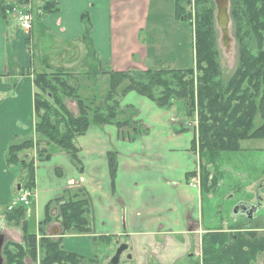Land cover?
<instances>
[{
  "label": "crops",
  "instance_id": "1",
  "mask_svg": "<svg viewBox=\"0 0 264 264\" xmlns=\"http://www.w3.org/2000/svg\"><path fill=\"white\" fill-rule=\"evenodd\" d=\"M50 2L57 5V11L42 14L43 6ZM5 3L30 11L37 25L33 21L27 32L17 27L13 15L5 18L0 13L3 212L15 202L12 192L18 184L16 174L6 162L8 148L14 139L35 134V73L45 71L47 66L74 72L82 68L83 73L157 68L158 52L164 51L169 62L170 53L180 51V47L173 48L163 37L165 23L159 20L165 15L171 18L167 26L176 35L182 27V20L175 14V0H5ZM156 15L159 20L152 24V16ZM144 33L147 36L142 39ZM129 102L128 106L137 111L141 126L148 128L147 133L133 136L131 128L122 129L115 123L91 125L77 139V161L66 152H55L48 159L37 161L28 218L35 221L34 233L39 234V224L47 217V205L53 203L56 213V201L69 190L82 187L90 198L95 236L120 239L124 251L134 252L136 264H178L181 259L194 256L195 245L198 252L202 250L206 233L203 193L196 175H191L200 165L194 150V134L181 122H175L176 113L171 107L159 106L137 92H133ZM111 154L116 158L115 174L110 168ZM244 196L235 201L226 224L242 225L261 237L264 190H248ZM240 203L250 204L252 213H236L235 207ZM61 231L55 222L47 227L50 236ZM124 238H129L130 243L123 244ZM63 246L68 252L95 256L88 235H67ZM257 262L264 264V253H260Z\"/></svg>",
  "mask_w": 264,
  "mask_h": 264
},
{
  "label": "trees",
  "instance_id": "2",
  "mask_svg": "<svg viewBox=\"0 0 264 264\" xmlns=\"http://www.w3.org/2000/svg\"><path fill=\"white\" fill-rule=\"evenodd\" d=\"M191 0H187L190 4ZM230 18L234 37L238 43L239 59L230 77L221 66L220 30L216 22V5L213 0H196L195 15L187 14L184 0H175V14L188 21L194 32V66L185 69H153L85 73L89 82L105 78L108 90L98 104L97 98L85 99L80 92L78 73L63 67L47 66L35 73V134L14 139L6 153L10 168L20 167L22 180L15 187L35 190V163L48 159L55 152H66L77 161V139L91 125L115 123L120 128H131L132 135L147 133L148 128L134 119L137 111L125 115L120 106V95L137 92L154 100L159 106L171 107L182 100L187 116L198 112L201 157L215 162L222 152L238 151L240 141L263 139L264 124L254 129L257 114L264 119V0H229ZM14 6L0 0V13L5 18ZM55 3H47L42 14L57 11ZM66 99L74 100L79 108L76 115ZM128 109L129 107L126 106ZM121 115L124 117L121 118ZM34 152V155L30 152ZM116 158L110 155V168L116 171ZM201 184L208 185L209 174L200 161ZM193 172L191 175H195ZM207 185V187H206ZM210 187V190H208ZM203 195V196H204ZM17 200L3 212L6 224L19 229L23 241L5 244V264H27V259L39 264H86L85 255L68 252L63 246L64 237L71 234L89 235L95 241L90 198L84 188L69 190L56 201L57 212L52 214L53 203L47 205V217L39 224V234L29 232L28 207ZM61 227L60 236L47 234L51 223ZM235 230V232H231ZM100 241L110 237L98 236ZM264 253V235L246 231L242 225L206 228L203 236V264H258ZM199 264V263H198Z\"/></svg>",
  "mask_w": 264,
  "mask_h": 264
},
{
  "label": "rangeland",
  "instance_id": "3",
  "mask_svg": "<svg viewBox=\"0 0 264 264\" xmlns=\"http://www.w3.org/2000/svg\"><path fill=\"white\" fill-rule=\"evenodd\" d=\"M195 1L196 0H191L189 4L187 3V0H184L186 12L187 14H192V20L194 19L195 15ZM170 5L172 7V3ZM164 6H167V4L165 3ZM164 11L168 12V9L164 8ZM154 17L155 16H152L151 19L152 24L156 23L157 20H159L157 19L158 15H156L155 18ZM159 21L160 23H165L164 27L166 28V30L163 37L168 39L170 43L169 45L173 48L180 47V51L178 49L172 51L169 55V62L167 60L168 57L165 56L164 51L158 52L159 59L156 62L157 68L153 67V69H169L174 65H176L174 66L176 69H185L193 67L195 61V49L194 32L191 24L188 21H181V32L176 35V33L172 31L171 27L167 26L169 22L172 21L171 18L165 15V17H162V19H160ZM34 25H37V19L34 20ZM146 36V33L142 34V39H144ZM230 37V50H227V48L223 44L222 34L220 31L219 42L221 48V66L226 77H230L236 70L239 59L238 43L236 41V38L234 37V32L231 24ZM83 71L85 70L81 68L78 69V72H76L78 73L77 76H79L80 78V92L82 94V97H84L85 99H91L93 96H95L97 98L96 102L99 104L102 101L101 99L105 96L106 91L108 90L107 81L105 80V78H103L97 83L89 82L85 79V73H83ZM92 71L95 72L96 70ZM99 72L105 71L99 70ZM133 92H129L124 96H119L120 106L122 107L121 109L123 110L125 108V115L127 116L133 113L134 110L131 106H128V104L130 103L129 101H131V96ZM66 103L72 112H74L76 115L79 113V108L74 100L66 99ZM126 106H128L129 108L127 109ZM171 109L174 110V112L176 113V115L174 116L175 122H181L185 129H188L193 132L195 155H197L199 162L201 161L203 164H205L206 171L209 174L207 182L208 185H213V189L211 192H209L207 195H204L203 193L205 220L204 228L206 227L213 229L219 226H223L224 230L230 228V226L233 225H230L228 227L226 223L229 217L231 216V208L234 205L235 201L243 199L245 197L244 195L246 194V192H248V190H264V138L242 140L240 141L238 151L222 152L218 155L215 162H211L210 158L201 157V143L199 135L200 120L198 117V112H196L191 117L187 116L186 105L182 100L175 101L173 105H171ZM122 117L124 116L121 115V118ZM135 118L136 119L134 120L141 122L137 119V117ZM263 124L264 119L259 113L256 115L254 120V129L259 128ZM32 153L33 152H30V154ZM10 169L16 174L17 180L20 183V181L22 180V170L20 169V167ZM196 178L199 183V186L201 187V190H206V188H204V185L201 184V170L200 172L197 171ZM75 185L76 184L72 186ZM208 190H210V187ZM12 196L14 201H16L18 194L15 192V190H13ZM262 212L264 214V210ZM0 213H3L2 209H0ZM52 214L55 215L56 213H54V211L52 210ZM36 230L37 227L35 225V221L30 219L29 232L34 233L36 232ZM19 232L20 231L18 228L13 225L6 224L5 221L3 222L2 226L0 225V234L3 233L6 236L5 244L10 241L22 242V234L20 235ZM204 234L206 233H203V236ZM93 236H95V233ZM96 238L98 239L92 241V247L94 250L93 253L95 256L89 257L85 255L87 259H94L95 262L87 261L86 264H115L116 262H114V259L122 247L120 246L121 240H115V238L110 237V241H100V237L96 236ZM130 241L131 240L129 238H124L122 240L123 244L125 242L130 243ZM198 251L199 247L195 245L194 250L192 252V255L194 256H192V258L187 256L181 259L178 264H198L202 256V250L200 252ZM133 259L134 252L131 249L122 251V255L119 257L118 264H136V261H133ZM152 263L156 264L155 262ZM27 264L39 263H35L28 258ZM199 264H203L202 260L201 262H199Z\"/></svg>",
  "mask_w": 264,
  "mask_h": 264
},
{
  "label": "water",
  "instance_id": "4",
  "mask_svg": "<svg viewBox=\"0 0 264 264\" xmlns=\"http://www.w3.org/2000/svg\"><path fill=\"white\" fill-rule=\"evenodd\" d=\"M217 12H216V22L217 26L221 31L222 34V41L224 46L227 48V50H230V43H231V37H230V24H231V18H230V3L229 0H213ZM18 190L21 191V185H18ZM236 213H252V206L248 203H240L235 207ZM60 234L58 232L53 233V236H59ZM6 242L5 234H0V264H5V259L3 256V250L4 245ZM124 250V246L121 247V250H119L117 256L114 259V262L117 264L119 263V257ZM115 263V264H116Z\"/></svg>",
  "mask_w": 264,
  "mask_h": 264
},
{
  "label": "built area",
  "instance_id": "5",
  "mask_svg": "<svg viewBox=\"0 0 264 264\" xmlns=\"http://www.w3.org/2000/svg\"><path fill=\"white\" fill-rule=\"evenodd\" d=\"M16 18L18 26L23 30L29 31L32 28V16L28 12H19L16 15ZM31 196V191H24L20 196V202L24 203L25 205H29Z\"/></svg>",
  "mask_w": 264,
  "mask_h": 264
},
{
  "label": "flooded vegetation",
  "instance_id": "6",
  "mask_svg": "<svg viewBox=\"0 0 264 264\" xmlns=\"http://www.w3.org/2000/svg\"><path fill=\"white\" fill-rule=\"evenodd\" d=\"M229 3H230V1H229Z\"/></svg>",
  "mask_w": 264,
  "mask_h": 264
}]
</instances>
